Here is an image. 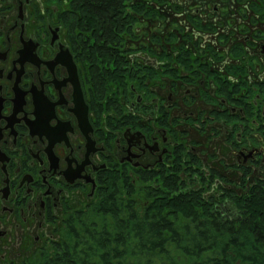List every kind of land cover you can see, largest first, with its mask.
I'll return each mask as SVG.
<instances>
[{
	"label": "flooded vegetation",
	"instance_id": "1",
	"mask_svg": "<svg viewBox=\"0 0 264 264\" xmlns=\"http://www.w3.org/2000/svg\"><path fill=\"white\" fill-rule=\"evenodd\" d=\"M203 1L211 7L212 14L218 15L216 21L206 22L205 10L197 11L203 26L212 25L215 29L202 32L213 40L204 43L205 49L201 46L200 50H184V53L193 51L189 58L194 60L183 67L185 76L175 78L183 80V85L195 86L197 91L187 87L183 96L172 84L168 97L144 92L160 101L154 109L161 111L159 117L150 111L152 105L144 95L136 99L135 113L126 99H122V106L129 107L125 115L130 118L121 121L115 114L114 120L106 121L102 119V109L106 107L93 93L91 64L79 50L80 30L74 20L73 0H0V264H35L42 257L48 262L53 256L52 249L55 253L57 248L64 249L69 242L80 239L76 230L81 218L95 210L108 191L116 189L121 199L125 198L128 186L124 182L128 179L135 188L134 194L138 185L148 182L154 203L162 198L157 192L166 190L172 194L168 185L176 178L177 192L184 196L196 194L209 204L212 213H219L218 198L212 196L206 200V188L199 187L206 181L198 176L204 175L202 167L211 166L210 161L196 145L187 148L185 136L174 130L184 121L189 124L183 128L184 132L194 128L212 130L210 107L215 102L209 101L208 88L211 83L222 84L227 78L225 73L242 79L244 65L240 61L246 56H241L240 51L246 53L250 49L238 40L243 23L238 22L237 14H226L228 18L219 14L216 0L172 2L165 23L159 17L145 15L155 11L148 10L154 8L123 0L133 24L123 29L118 50L128 63L129 41L146 46L140 38H130L138 26L142 24L152 32L169 26L174 36L175 22L180 21L185 30L186 22H181L184 12L191 6H202ZM145 8L148 11L144 12ZM248 18L253 26L252 12ZM187 34L183 31V40L190 45ZM175 50H171L172 54L183 53ZM258 51L263 55L264 45ZM224 52L231 57H222ZM253 56L255 64L248 66L259 76L262 72L258 67L259 56ZM203 64L210 74L202 69ZM163 84L158 83V88ZM197 97L205 100L204 108L195 106ZM227 97L220 101V109H212L215 115L212 119L218 116L220 119L216 121H220L225 119L222 116L239 115L241 122L246 123L243 124L246 137L239 144L232 141L235 142L232 155L244 164L262 160L263 166L264 123L256 130L248 126L245 106L252 109L254 104L241 100L247 95L238 97V106L232 102V95ZM170 101L173 105L168 107ZM254 130L259 147L250 143ZM209 136L213 137L212 133ZM210 170L211 176H216L215 168Z\"/></svg>",
	"mask_w": 264,
	"mask_h": 264
},
{
	"label": "trees",
	"instance_id": "2",
	"mask_svg": "<svg viewBox=\"0 0 264 264\" xmlns=\"http://www.w3.org/2000/svg\"><path fill=\"white\" fill-rule=\"evenodd\" d=\"M73 5L79 50L91 64L93 93L106 107L102 113L115 111L125 121L130 115L121 99L130 91L124 75L128 63L118 49L133 18L123 0H73ZM129 182H124V199L116 189L108 191L81 218L80 239L57 248L46 264H179L180 258L185 264H264V179L248 195L231 192L226 202L234 208L227 213H212L198 195L177 192L176 178L168 185L172 194L165 190L162 198L142 207Z\"/></svg>",
	"mask_w": 264,
	"mask_h": 264
},
{
	"label": "rangeland",
	"instance_id": "3",
	"mask_svg": "<svg viewBox=\"0 0 264 264\" xmlns=\"http://www.w3.org/2000/svg\"><path fill=\"white\" fill-rule=\"evenodd\" d=\"M131 1L139 2L141 4H145L146 6L148 5L149 7L154 8H145L144 12L148 10H155L148 11L147 13H145V15L153 16L154 18L159 17L160 19H163V23H165L166 19L168 18V15L165 14H168L169 12L171 13L173 5L172 2H176L177 0ZM216 1L219 3V14H223L224 18L230 17L226 14H237L239 19L238 22L243 23L241 31L238 34V40L240 41L241 45H244L245 47L250 46V49H248L246 53L243 49H241L240 51L241 56H246L244 59L242 57V60L240 61V64L244 65L242 66L243 76L242 79L238 77L235 78V74L227 76L224 71L227 77L226 80L222 82V84H220V82L217 83V85H213V83H211L212 86L208 88L209 101L213 100L215 102L214 105H211L213 107H210L212 130H210V128H206L205 130L201 128H194L193 131L190 130L189 132H184L183 128L187 126L189 127V124L184 121L183 123H181V125H179L178 129L174 130V133L178 130L179 134L185 136V144L187 148L192 149V147L196 145V147L201 150L202 155L204 154L205 158L210 161L211 166H207L206 168L202 167L204 175L199 174L198 176L206 181L204 185L199 184V187L206 188L204 192V198L206 200L210 199V197L212 196L217 197L219 209H224V212L227 213L231 212L234 208L232 206V203L226 202L230 198L229 196L232 193L239 196L245 194L248 195L251 192L250 190L252 188V185L264 179V165L262 166V160L253 162L251 164H244L243 161L239 162L238 159L232 155V150L235 149L233 146V143L235 142L232 141L235 140L239 144L241 139H245L246 135L243 134V124L246 125V123L241 122V117L239 115H235L236 118L232 115L222 116V118L225 119L216 121L220 118L216 116L215 120L212 119L215 117V115L212 114V109H220V101L228 98L227 94L233 96L232 102H237L236 105L238 106V97H241V95L244 93L248 97L245 99H243L242 97L241 100H245L249 104H254L252 109L245 106L248 118V126H251L255 129L261 125V122L264 123V54H260V51H258V53L256 52V50H260L262 45H264V0H244L243 2L233 0V3H230L228 0ZM203 2L204 4L202 6H191L190 9L186 10V13L184 12L185 15L181 22H186L187 26L185 30L179 24L180 21L175 22L174 25L176 30L174 31V36L171 34V29L169 26H163V29H156L154 30V32H152L142 24L141 26H138L137 30L135 29L133 31L132 35H130L131 39H133L134 37L140 38L141 43L146 45L145 47H142V45L140 44L129 41L130 59H128L126 72L127 76H125L128 79L126 84H128L130 91H128V98L126 96L124 99H126L131 110H134L133 113L138 110L137 104H135L136 99L139 96L142 97V95H144L146 98H148L149 103L152 105L150 111L153 112L156 116H160L161 111L159 109L154 110L156 107H159L157 103H160V101L158 102V98H150L148 95L144 94V92L148 91L150 94H152L151 96L157 95L158 97L159 95L164 94L166 97H168L171 90L170 88L172 87V84H174V89L179 91V93L184 96V94H186L187 87L191 89L193 88V91L196 88L195 86L183 85V83L181 82L183 80L179 81L175 78H177V75L183 77L187 74L183 67L188 66L191 61L194 60L193 57L189 58L190 53H192L196 49L200 50L202 48L201 46H203V49H205L204 43L212 42L213 40V38L208 39L207 36L203 35L202 32L203 30H207L208 32H210L215 29L212 28V25L203 26L202 20H200L197 11H199L201 8L205 10L206 18L204 21L206 22L216 21L218 15L212 14L211 7L208 6L205 1ZM251 12L254 22L253 26L251 19L248 18V16L251 15ZM143 15L144 14H141V16ZM149 21H152V19H150ZM144 23L145 19L143 20V24ZM183 31L188 32L187 35L190 40V45L183 40ZM174 37L176 38L175 47H173V42L175 41ZM195 40H197L198 43H196ZM175 48V51L181 50L183 53L179 56H177L176 54H172L171 50ZM187 48H192L193 51L184 53V50H186ZM224 53L221 55L222 57H231L228 52ZM254 54L259 56L260 66L258 67L262 70L259 76H257L258 72H251L252 67L248 66L249 64H255L252 62ZM195 58L197 59L198 56ZM199 58L202 59L204 57ZM227 61L230 64L233 63V61ZM191 65H194V62H192ZM214 66L216 68H219V64H215ZM227 66L230 65L228 64ZM202 69H205L207 71L206 64L202 65ZM228 69L229 71H231V68ZM207 73L210 74L209 71H207ZM203 75L205 74L203 73ZM135 77L136 79L132 80ZM160 82H164V84L159 89V86L157 85ZM237 91L239 92L237 93ZM160 97L162 98V96ZM204 101L205 100L197 97L196 101L194 102L195 106L197 107V105L199 104L198 109L204 108ZM217 101L219 103H217ZM257 102L259 103L257 104ZM171 105H173L172 101L168 103V107ZM129 107L125 106V112H128ZM229 108H231L230 105ZM115 114V111L104 112L102 115V119L109 121L110 117H113ZM244 116L245 115L243 114V117ZM255 130L251 135L252 137H249L250 143L259 147V139L257 137L258 134L255 133ZM251 131L252 130L248 131V134H250ZM209 133H212L213 137H210ZM233 136H236L235 139ZM210 167L215 168L216 176H211L213 175V173L211 172ZM244 167L249 168V170ZM215 179L217 182L215 181ZM147 183L148 182H144L141 183V185H138L136 187V193L134 194L135 199L140 204H142V207H146V205L152 203L153 200V197L152 199L147 198L149 195L152 196L151 190L149 188L150 185ZM157 193L162 197L164 196L163 194H161V192ZM223 203H227L229 209L228 207H224ZM53 253L54 250L52 249L51 255H53ZM181 260L182 259L180 258L179 264H185L182 263ZM45 262L46 259L42 257V259H38L35 264H44ZM188 264H191L190 261H188Z\"/></svg>",
	"mask_w": 264,
	"mask_h": 264
}]
</instances>
